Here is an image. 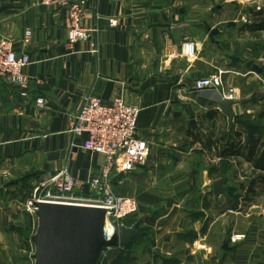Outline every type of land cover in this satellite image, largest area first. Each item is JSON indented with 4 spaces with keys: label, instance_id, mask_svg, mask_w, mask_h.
Masks as SVG:
<instances>
[{
    "label": "crops",
    "instance_id": "crops-1",
    "mask_svg": "<svg viewBox=\"0 0 264 264\" xmlns=\"http://www.w3.org/2000/svg\"><path fill=\"white\" fill-rule=\"evenodd\" d=\"M240 1L91 0L84 25L98 31L70 45L67 10L0 0V36L32 58L28 85L0 77V264H34L36 185L67 169L77 195L99 197L105 157L70 131L91 95L139 105L149 143L145 165L113 176L139 203L124 225L144 234L101 264H264V0ZM220 70L223 87H195Z\"/></svg>",
    "mask_w": 264,
    "mask_h": 264
},
{
    "label": "built area",
    "instance_id": "built-area-1",
    "mask_svg": "<svg viewBox=\"0 0 264 264\" xmlns=\"http://www.w3.org/2000/svg\"><path fill=\"white\" fill-rule=\"evenodd\" d=\"M41 3L65 9L69 15L68 41L74 45L79 40L88 39L97 28L89 29L84 25L87 6L91 0H39ZM116 25V21H110ZM30 34V32H28ZM186 53H192L193 47L187 44ZM32 64V58L26 53L15 49L14 42L0 36V77L15 86H26L31 82L26 68ZM223 71L212 74L209 78L195 83L197 89L205 87H223ZM233 99L234 94H229ZM37 104L45 105V99L38 97ZM141 107L117 97L112 103H105L98 96L86 98L79 113L73 121L70 131L86 138L83 148L105 157L106 163L98 176L89 183L99 193L97 199L84 198L76 194L84 183L73 177L67 169L57 171L44 182L34 188L31 198L26 203L29 213L36 212L37 202L90 204L107 210V222L114 229L136 214L139 210L138 200L131 195H117L113 190V176L121 172L143 166L148 161L149 143L139 136L138 120ZM240 239V236H234ZM124 248V246L122 247ZM114 247H108L102 252L101 262H104Z\"/></svg>",
    "mask_w": 264,
    "mask_h": 264
},
{
    "label": "water",
    "instance_id": "water-1",
    "mask_svg": "<svg viewBox=\"0 0 264 264\" xmlns=\"http://www.w3.org/2000/svg\"><path fill=\"white\" fill-rule=\"evenodd\" d=\"M218 33L215 28L210 37L214 40ZM234 103L226 99L222 105L230 121ZM214 189L217 195L224 192L222 181ZM36 215L38 226L31 237L34 264H100L105 249L132 244L144 234L136 226L121 225L108 236L107 210L90 204L37 202Z\"/></svg>",
    "mask_w": 264,
    "mask_h": 264
},
{
    "label": "rangeland",
    "instance_id": "rangeland-1",
    "mask_svg": "<svg viewBox=\"0 0 264 264\" xmlns=\"http://www.w3.org/2000/svg\"><path fill=\"white\" fill-rule=\"evenodd\" d=\"M178 1H181V0H178ZM241 2V5H243V4H245V5H247L248 4V1H246V0H241L240 1ZM180 3V2H179ZM198 10H195L194 12H197ZM199 19H201V16L199 17ZM204 20L205 21H207V19L206 18H204ZM263 21H264V18H263ZM231 94H233V93H231ZM36 213V212H35ZM34 251H35V245L33 244V248H32V250H31V252H32V254L34 253ZM33 262H34V260H33ZM24 263V262H23Z\"/></svg>",
    "mask_w": 264,
    "mask_h": 264
},
{
    "label": "trees",
    "instance_id": "trees-1",
    "mask_svg": "<svg viewBox=\"0 0 264 264\" xmlns=\"http://www.w3.org/2000/svg\"><path fill=\"white\" fill-rule=\"evenodd\" d=\"M29 240V239H28ZM131 244H129V245H124V247H129Z\"/></svg>",
    "mask_w": 264,
    "mask_h": 264
}]
</instances>
